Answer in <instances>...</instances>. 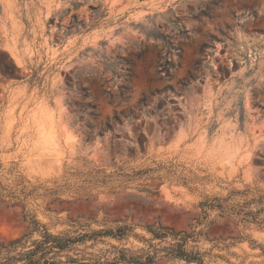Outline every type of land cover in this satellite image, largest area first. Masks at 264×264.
<instances>
[{
	"label": "rangeland",
	"instance_id": "obj_1",
	"mask_svg": "<svg viewBox=\"0 0 264 264\" xmlns=\"http://www.w3.org/2000/svg\"><path fill=\"white\" fill-rule=\"evenodd\" d=\"M26 214L130 227L66 254L87 262L197 264L165 229L264 264V0H0V245Z\"/></svg>",
	"mask_w": 264,
	"mask_h": 264
},
{
	"label": "trees",
	"instance_id": "obj_2",
	"mask_svg": "<svg viewBox=\"0 0 264 264\" xmlns=\"http://www.w3.org/2000/svg\"><path fill=\"white\" fill-rule=\"evenodd\" d=\"M205 206L222 208L221 205L215 206L208 203H205ZM25 217L29 222V233L21 239L11 242L8 246L0 245V264H121L125 263L127 259L125 251H119L120 256L114 258L112 261L107 259L104 262H87L85 259L73 258L66 254L74 252L77 245H83L86 241L97 242L103 237L121 239L126 236L130 227L124 226L115 230L107 229L84 232L77 236H71L70 234L54 235L47 228L41 226L34 217L27 214ZM149 232L156 239H164L169 236L174 237L178 243L171 251L177 258L190 263L203 264L199 254L188 252L184 248L189 239L188 237L180 236L181 238H179V235H171L165 229H150ZM34 234H38L39 238L32 240ZM63 258H65V261L62 260ZM128 260L133 263L143 264L142 260L137 258H129ZM146 260L154 264V257L149 256Z\"/></svg>",
	"mask_w": 264,
	"mask_h": 264
}]
</instances>
